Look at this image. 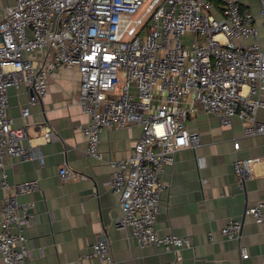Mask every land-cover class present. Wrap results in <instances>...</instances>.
<instances>
[{
  "label": "built area",
  "instance_id": "built-area-1",
  "mask_svg": "<svg viewBox=\"0 0 264 264\" xmlns=\"http://www.w3.org/2000/svg\"><path fill=\"white\" fill-rule=\"evenodd\" d=\"M216 1L16 0L0 9L3 264H25L30 254L25 229L36 212L31 202H20L19 197L39 190L36 177L11 182L3 158L41 163L38 146L57 138L48 127L40 136L30 137L24 125H13L7 90L24 86L28 104L37 103L62 67L79 73L78 103L89 117L80 127L88 156L103 160L98 150L102 129L140 128L128 157L106 161L111 170L108 188L120 209L115 225L125 228L140 246L176 251L191 245L187 236L162 234L156 228L167 186L160 177L164 166L174 163L178 150L200 144L198 133L186 126L187 117L196 109L215 113L222 127L236 117L243 135H261L264 148V122L256 119L258 108L264 109V48L254 14L239 0ZM259 4L264 26V0ZM28 115L29 107H22L21 117ZM232 145L239 149L238 139ZM257 160L234 159L240 187ZM57 175L62 182L86 178L66 163L57 167ZM245 213L263 224L264 200ZM241 226V219L228 218L219 231L234 239ZM239 251L242 259L248 257L245 247ZM84 258L96 260L89 264H114L109 240L98 237Z\"/></svg>",
  "mask_w": 264,
  "mask_h": 264
},
{
  "label": "crops",
  "instance_id": "crops-1",
  "mask_svg": "<svg viewBox=\"0 0 264 264\" xmlns=\"http://www.w3.org/2000/svg\"><path fill=\"white\" fill-rule=\"evenodd\" d=\"M16 0H0V9ZM217 4L216 0H211ZM242 8L254 14L261 46L264 26L259 14V0H239ZM250 40V39H249ZM248 40V41H249ZM39 55V52H36ZM79 73L62 67L49 79L48 91L37 103L28 104L24 86L9 87L8 114L13 125H24L28 136L37 137L50 128L56 139L38 146V159L3 158L11 182L38 178L39 190L19 197L31 202L36 216L25 229L29 256L25 264L95 263L85 259L90 245L100 236L110 243L114 264H264V223L256 224L245 209L264 200V148L259 134L243 135L240 120L222 127L215 113L196 109L186 119L188 130L198 133L200 144L185 147L175 154L172 165L161 174L166 190L161 194L156 228L162 234L187 236L190 246L166 251L154 245L140 246L125 228L115 225L120 216L118 198L108 188V159H125L132 151L140 128L102 129L98 150L103 160L86 154V140L80 130L89 117L78 103ZM264 95V93H263ZM29 107L22 118L21 108ZM256 119L264 122V109L258 108ZM238 139L240 147L233 149ZM37 140L33 143L37 144ZM235 158L258 159L250 166L249 177L240 187L232 163ZM66 163L86 175L85 179L62 182L57 167ZM3 191L0 188V208ZM1 217V213H0ZM228 218L242 221L240 235L234 239L220 234ZM211 233V235H210ZM245 247L247 258L240 257ZM0 264L3 261L0 256Z\"/></svg>",
  "mask_w": 264,
  "mask_h": 264
},
{
  "label": "rangeland",
  "instance_id": "rangeland-1",
  "mask_svg": "<svg viewBox=\"0 0 264 264\" xmlns=\"http://www.w3.org/2000/svg\"><path fill=\"white\" fill-rule=\"evenodd\" d=\"M188 36V35H187Z\"/></svg>",
  "mask_w": 264,
  "mask_h": 264
}]
</instances>
